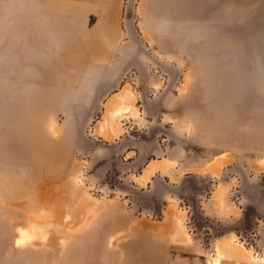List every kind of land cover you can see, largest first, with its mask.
<instances>
[{"label": "rangeland", "instance_id": "374dc122", "mask_svg": "<svg viewBox=\"0 0 264 264\" xmlns=\"http://www.w3.org/2000/svg\"><path fill=\"white\" fill-rule=\"evenodd\" d=\"M128 19L141 42L134 53L147 55L153 71L161 61L181 70V80L192 87L198 121L229 167L236 163L238 117L244 115L246 151L254 139L261 146L264 0H123V35ZM138 69L126 75L135 89L141 87ZM44 90L38 78L36 93L26 101L23 94L5 93L0 108V264H140L145 254L134 248L141 240L144 253L159 257L160 264H238L234 255L214 252L211 237L196 235L203 219L195 199H176V211L183 214L175 216L164 205L173 199L130 190L128 181L138 169L129 165L123 143L126 137H145L148 124H135L127 108H57L71 104ZM35 114L42 132L30 136L48 140L37 154L20 148L21 126L6 131L19 119L33 125ZM116 142L124 148L117 149ZM256 159L264 164V158ZM231 198L234 203L241 198L236 186ZM234 242L250 251L244 264H264L257 228Z\"/></svg>", "mask_w": 264, "mask_h": 264}, {"label": "crops", "instance_id": "0c3cea01", "mask_svg": "<svg viewBox=\"0 0 264 264\" xmlns=\"http://www.w3.org/2000/svg\"><path fill=\"white\" fill-rule=\"evenodd\" d=\"M122 3L0 0V108L5 93H36L39 78L46 94L71 104L57 108L130 109L135 124L149 126L145 137H126L123 143L129 165L138 169L128 181L130 190L173 199L164 205L175 216L183 214L176 211L179 201L195 199L203 219L196 235L211 237L214 252L220 248L244 264L250 251L234 242L239 234L257 228L264 249V164L256 159L264 158L256 154L264 153V142L260 146L254 139L246 151L244 115L238 117L236 163L229 167L198 121L192 87L181 80V70L158 61L160 70L153 71L147 55L134 53L141 42L132 36L129 19L122 33ZM134 67L138 89L126 81ZM116 146L124 148L121 142ZM233 186L241 195L235 203Z\"/></svg>", "mask_w": 264, "mask_h": 264}, {"label": "bare ground", "instance_id": "6f19581e", "mask_svg": "<svg viewBox=\"0 0 264 264\" xmlns=\"http://www.w3.org/2000/svg\"><path fill=\"white\" fill-rule=\"evenodd\" d=\"M55 95V94H54ZM28 96L29 95H27V97L25 98V95H24V100L25 99H27L28 98ZM26 101V100H25ZM24 101V102H25ZM30 101V100H29ZM26 103V105H28L27 104V102H25ZM29 104H30V102H29ZM31 105V104H30ZM29 105V106H30ZM24 106V105H23ZM23 106H22V108H23ZM26 108H27V106H25ZM26 110V109H25ZM27 110H28V108H27ZM15 117H16V115L15 116H13V118H14V121H15ZM23 117V116H22ZM35 123H33V125H32V127H30L31 125H30V123H28V120L26 121V119L25 120H20L19 119V122L17 121V122H15V123H11L10 125L11 126H9L7 129H6V131H7V133L8 134H12V133H14L15 131L17 132V130H15L14 131V128H15V126L16 125H19L18 127H22L23 129H25V135H24V131H23V135H22V139H20L21 140V142H22V145L23 146H20V148H25V149H27V150H29L30 151V149H32L33 150V152L35 153V154H37V152H38V150H39V148L41 147L42 148V150L44 151L45 150V148H46V145H47V143H48V140H47V138L45 137V136H43V137H41L40 136V138H33L32 136H30L31 134H34V136H37L38 137V135L39 134H41V130L38 128V124H37V120H36V114H35ZM17 118V117H16ZM20 118H21V116H20ZM26 118H28V117H26ZM22 119H24V118H22ZM11 122H12V120H10ZM13 121V122H14ZM21 121V122H20ZM9 123V122H8ZM16 128H17V126H16ZM12 129V130H11ZM18 129V128H17ZM20 129V128H19ZM5 130V129H4ZM5 131V132H6ZM19 131H21V130H19ZM3 132V131H2ZM4 133V132H3ZM21 133V132H20ZM16 134V133H15ZM14 134V135H15ZM4 135H5V133H4ZM19 135H21V134H19ZM21 137V136H20ZM10 138V137H9ZM17 138H15V140H16ZM6 140V139H5ZM4 140V141H5ZM8 140H10V139H8ZM7 141V140H6ZM17 141V140H16ZM16 141H14V143H16ZM19 141V140H18ZM1 142V141H0ZM12 142V141H11ZM11 142L10 143H8L9 144V146H15V144H12V145H10L11 144ZM2 143H4V144H6V142H2ZM20 145H21V143H20ZM3 146V145H2ZM2 146H0V147H2ZM17 146H18V144H17ZM10 148V147H9ZM9 148H7V149H9ZM13 149L14 148H16V147H12ZM10 151H12L11 149H9V151L8 152H10ZM44 154V153H43ZM42 155V154H41ZM39 157H41L42 159H44V157L45 156H39ZM117 223H119V224H122V222H120V221H117ZM116 222H115V226L116 225H118ZM114 225H112V226H114ZM143 225V224H142ZM141 226V225H140ZM150 227H152V226H150ZM141 228V227H140ZM142 228H143V226H142ZM153 228V227H152ZM152 228H151V230H152ZM154 229V228H153ZM145 231V230H144ZM143 231V232H144ZM153 231V230H152ZM133 243H134V241H132L131 242V244L133 245ZM131 245V246H132ZM136 246V245H135ZM136 250H138V251H140V252H142L143 254H145V258H144V260H143V262L142 263H140V264H158V261H159V257H157L156 255H152V256H148V255H146L147 253L145 252L144 253V251L145 250H147V248L144 246V244H143V240H141V245L140 246H136L135 248H134V251H136ZM150 253H151V251H150ZM129 263V262H128Z\"/></svg>", "mask_w": 264, "mask_h": 264}]
</instances>
